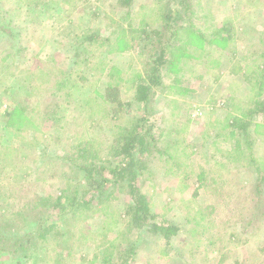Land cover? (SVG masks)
Segmentation results:
<instances>
[{"label": "rangeland", "instance_id": "374dc122", "mask_svg": "<svg viewBox=\"0 0 264 264\" xmlns=\"http://www.w3.org/2000/svg\"><path fill=\"white\" fill-rule=\"evenodd\" d=\"M166 2L179 11L173 27L180 29V34L168 42L170 63L161 71V88L153 91L147 126H153L151 132L158 148L166 145V140L172 142L174 158H161L148 173L140 170L138 186L153 210L177 225L179 231L166 244L160 236L141 229L132 264H189L193 261L215 264L219 256L214 252L222 250L223 244L237 251L241 264H264V252L260 251L264 249V221L253 225L252 237L245 244L228 243L223 236V220L238 221V216L249 209V204L243 200H233L234 194L230 202L223 196V188L226 190L234 183L237 189L243 186L249 190V195L255 178L251 169L243 167L245 158L250 159L247 149L243 156L240 154L242 169L235 178L233 176L235 182L231 176L226 177V172L223 176V157L231 155L230 163L236 165L233 158L238 156L233 157V141L223 131V120L228 114L245 116L243 113L253 105L258 93L256 89H248L239 74L228 73L232 64L228 61V49L237 48L235 58L245 68L263 66L264 0H163L160 4L156 0H131L127 7H119L118 0H0V23L7 25L11 32V35L0 32V150L1 153L12 151L8 158L13 162V169L9 171L4 155H0V168L3 166L0 185L8 188L0 196L7 199L6 203H0V212L13 208L8 214L17 212L29 223L31 219H41L44 213L37 208L34 214L26 205L35 206L40 199L55 198L61 189L68 188L66 199L73 190L81 193L86 189L82 174L63 160L72 155L74 147L80 143V132L71 121L70 126L64 127L60 123L52 124L42 114L39 95L30 96L31 87L25 76L29 77L36 67V71L46 67L48 90L53 92L57 89L55 81L61 79L62 73L76 67L90 74L84 83L86 86L78 90L76 96L79 93L83 96L87 90L96 92L106 83L120 87L123 101L130 105L125 106L118 120L109 123L113 124L112 129L106 124L103 128L96 127L93 134L100 142L98 156L106 163H115L113 147H109L112 143H105L102 135H118L131 118L142 115L141 105L132 101V82L145 75L150 65L149 49L155 43L154 37L144 39L145 36L135 30L145 29L147 35L160 30L164 26L160 14ZM223 24L231 28L228 43H223ZM189 26L201 30L204 39L187 37L183 28ZM87 27L98 30L102 38H111L112 46L94 45L88 55L89 66L81 63L75 66L71 57L74 42L77 36L84 35ZM138 38L143 40L138 41ZM11 95L26 116L16 111L13 120H9L8 115L16 106ZM32 98L34 103L32 100L33 105L29 107L27 101ZM55 99L60 106L64 102L62 94ZM45 100L55 102L52 93H48ZM244 119L247 120V115ZM250 119L251 140L248 139L252 157L264 168V115ZM91 122L90 117L87 123ZM93 147L96 148L95 141ZM190 170L204 171L202 181L198 182L193 175L184 179ZM84 200L80 202L71 234L63 238L68 239L66 242L60 238L39 237L23 255L13 254L10 249L0 251V264H16L17 260L27 264H98V260H93L95 250L89 245L98 237L94 234L86 238L88 232H97L100 239L115 238L120 233L126 243L136 237L135 232L122 230L124 227H108L99 232L105 220H115L122 211L128 200L123 190L114 191L105 206L92 196ZM88 200L91 202L85 208L83 202ZM226 204L229 205L225 207ZM1 224L12 225L8 219ZM58 225L57 229L63 227ZM203 231H206L204 235ZM206 237L219 241L210 248L205 261ZM79 258H82L81 263ZM233 259L230 254L221 264H232Z\"/></svg>", "mask_w": 264, "mask_h": 264}, {"label": "trees", "instance_id": "16d2710c", "mask_svg": "<svg viewBox=\"0 0 264 264\" xmlns=\"http://www.w3.org/2000/svg\"><path fill=\"white\" fill-rule=\"evenodd\" d=\"M156 1L158 4L163 3V0ZM130 3L131 0H118L119 7H127ZM165 6L166 8H163L164 10L160 14L164 25L160 30H154L148 35L145 29L138 28L135 30L138 35L143 34L145 36L144 39L151 36L154 37L155 43L152 49H149L147 60H149L150 65L145 70V75L138 76L136 80L132 82L134 89L132 92V101L141 105L143 111L142 115L131 118V121H128L127 126H125L118 135L115 133L111 136L102 135V139H104L105 143H112L109 147H113V157L116 159L115 163H106L98 156L100 142L93 134L96 127L103 128L106 124L112 129L113 124L109 123L118 120V116L125 106L130 105L129 102L123 101L120 87L116 84L106 83L100 90L96 89V92L87 90L83 96H79L80 93L76 96L75 93L78 90L81 91L86 86L84 83L88 81L87 78L90 75L88 72L85 73V70L78 71L76 67L62 73L61 79L55 81L57 89L53 92L48 90L50 88V82L46 80V75L49 74L46 67H43L41 71H36L38 69L36 67L34 70H31L32 73L29 77L25 76L26 81L31 87L30 96L32 97L33 94L39 95L38 102L43 106L42 114L45 115L52 124L60 123L63 124L64 127L70 126L71 121L72 124H75L78 132H80L82 141L80 140V143L74 147L75 150L72 152V155L70 153L64 157L63 160L68 162L71 167L82 174L86 181V189L81 193H78L77 190H73L72 194L67 199L64 197L68 188L61 189L59 192L60 195L55 198L46 200L40 199V202L36 203L35 206L30 204L26 205L29 206L28 208L34 214L37 208L41 209V214L44 213L41 219H31L29 223L24 221V215L20 218L17 212L8 214L13 208L2 209V212H0V251L10 249L9 251L13 254L20 253L23 255L25 251L30 250L32 246L35 245L34 240L39 237L41 239H45L48 236L50 238H60L59 240L66 242L68 239L63 238L69 237V233L71 234L72 232L74 218L78 213L80 202L85 201L84 199L88 196H92L97 200L99 199L100 205L105 206L108 204L109 197L116 190H123L128 200L123 204L122 211L116 216V219L113 221L110 219V221H108L107 219V222L105 220L99 232H104L108 227H115L116 229L124 227L122 230L128 231L127 233H131V231L135 232L136 237L126 243L125 237L123 241L122 234L120 233H118L115 238L100 239L99 236L101 235H98L97 232H88L86 238L94 234L98 237L95 241H90L89 244L95 250L93 260H98V264H132V260L136 253L139 231L141 229H144L151 235L160 236L166 244L170 243V240L177 235L179 231L178 226L172 224L161 214L156 213L151 207L148 198L141 192L138 186L140 170L144 172L143 174L148 173L150 168L157 164L161 158L165 159L166 156L168 160H173L174 158V152L172 153V142L166 140V145L158 148L156 145L158 143L157 139L151 132L153 126H147L148 118L151 114L150 104L153 91L161 88V71L166 64L168 66L170 63L168 56L171 52L168 47V42L171 41V38L179 36L180 34V29L173 27V22H175L174 19L179 11L171 8L170 4H167V2ZM230 29L231 28H229L227 24H223V43H228L231 39L229 35ZM128 30L131 29L129 28ZM183 30L187 37L193 35L200 39V41L205 37V34L201 30H193L190 26L188 28H183ZM0 32L11 35V32L7 30V25L1 23ZM83 34L84 35L77 36L74 42V52L71 57L75 66L80 63L81 65L89 66L90 58L88 55L91 53V49L94 45L100 46L104 44L108 47L112 46L111 38H102L98 30L89 28ZM142 40L138 38V41ZM132 41L134 42L133 38ZM142 48L144 47H141L140 54L143 51ZM228 50V61L232 63L228 73L232 75L239 74L242 83L248 89L253 88L258 92L253 105L249 107L246 113H243L245 116L228 114L223 120V131H226V134L233 141V157L238 155L237 158H233V161H237L236 165L230 163L232 161L231 155L225 158L223 157V161H225L223 163V176L224 172H226V177L231 176V178H233L234 176L235 178V174L242 169V164H239V162L241 163L243 159L240 158V156H243L242 153L245 149L249 151L250 159L245 158L246 163L243 164V167L248 170L251 169L255 175L253 184H251V195H248L249 190L247 191L243 186L237 189L236 184H231L232 180L230 181L231 186L228 185L226 190H224L225 187L223 188V196H227L230 202H233L230 199L234 194L233 200H243L246 205L247 203L249 204V209L238 216L240 217L238 221L234 220V222H231L229 218L223 220V236L226 237V241H228V243L241 242L245 244V242L252 237L250 235L253 234V225L264 221V168L261 164H257L252 157L251 136L249 131L251 127L250 117L254 115H264V64L261 68H245L240 65V61L235 58L237 55V48L233 46ZM262 56H264V52ZM48 93H52V98L55 102L45 100V96ZM59 94H62L64 97V102H62L61 106L56 101L57 99H55ZM32 100L33 98L30 102L27 101L29 107L33 105ZM12 102L13 104L15 103L16 106L13 108L11 114L9 113V120H13V114L16 111L26 116L20 109L22 106L16 102L14 97L12 98ZM92 102H96L94 106L91 105ZM64 103H67V106H64ZM246 115L247 120L244 119ZM90 117L92 118V122L87 123ZM104 117H106V119ZM98 120H102V122L100 123ZM95 122H97V126H95ZM94 141L95 149L93 147ZM242 144L244 145L242 146ZM1 151L2 150H0V155H4L6 168L10 171V169H13V162L11 159L10 162L8 155L11 154L12 151L9 150L4 153H1ZM172 162H174V166L177 169L180 168L177 162ZM2 167L1 165V168ZM204 174V171L195 173L190 170L184 179H188L189 176L193 175L199 182L202 181V176ZM1 186L2 185H0V196L4 193V189H8L7 187ZM197 191L198 186L194 189L195 195L198 193ZM6 201V198L0 197L1 204L4 202L6 203ZM224 201L225 198H223V202ZM90 202L89 200L83 202L84 207L86 208ZM228 205L229 204H226L225 207ZM6 216H12V218H6ZM7 219L8 221L11 220L12 225L1 224V221L4 222ZM14 219L19 224L16 225ZM58 224L60 226L63 225V227L61 226V229H57ZM64 224L66 225L65 228ZM205 233L206 231H203V235ZM206 240V250L204 253L205 261L207 260V253L210 251V248H213L215 243L219 241L218 239L212 241L213 238L209 240L208 237H206ZM260 251L264 252V249H260ZM214 253L219 256L215 264H221L222 259L224 260V257H230V254L235 257L232 264H241V262L237 260V251H231L226 248L225 244H223L222 250H215ZM79 261L81 263L82 258H79ZM33 262L37 263V261ZM197 262L198 261H193L189 264H196ZM212 262L214 263V259ZM16 264L27 263L17 260Z\"/></svg>", "mask_w": 264, "mask_h": 264}]
</instances>
